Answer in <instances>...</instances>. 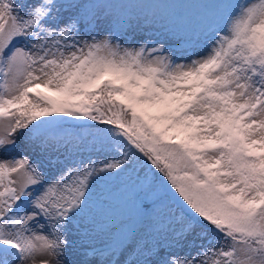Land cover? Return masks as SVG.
Here are the masks:
<instances>
[{"label": "snow or ice", "instance_id": "6c2138e0", "mask_svg": "<svg viewBox=\"0 0 264 264\" xmlns=\"http://www.w3.org/2000/svg\"><path fill=\"white\" fill-rule=\"evenodd\" d=\"M130 2L0 0V264H264V0Z\"/></svg>", "mask_w": 264, "mask_h": 264}, {"label": "rangeland", "instance_id": "374dc122", "mask_svg": "<svg viewBox=\"0 0 264 264\" xmlns=\"http://www.w3.org/2000/svg\"><path fill=\"white\" fill-rule=\"evenodd\" d=\"M129 6L136 11L155 12L158 19L182 26H194L202 18L200 0H131ZM118 210L127 213L123 206H118Z\"/></svg>", "mask_w": 264, "mask_h": 264}]
</instances>
